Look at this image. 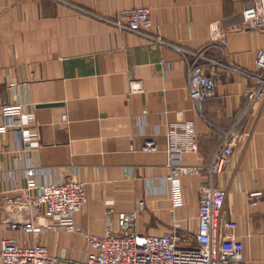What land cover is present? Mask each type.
<instances>
[{"label":"crops","instance_id":"1","mask_svg":"<svg viewBox=\"0 0 264 264\" xmlns=\"http://www.w3.org/2000/svg\"><path fill=\"white\" fill-rule=\"evenodd\" d=\"M251 0H0L1 196L22 193L26 167L41 181L85 182L87 201L75 216L84 232L53 226L39 242L60 264H80L90 245L85 233L118 230V213L139 210L138 230L194 232L204 172L182 175L184 203L174 207L165 150L172 125L192 120L198 149L177 157L192 168L209 164L224 132L242 133L214 182L226 191L225 215L245 244L244 264H264V99L250 101L263 32L242 27ZM149 6L153 30L165 43L119 29L99 15ZM213 26H215L213 28ZM209 46L212 57L238 69H219L215 93L198 110L189 92L181 50ZM142 90L132 92L131 81ZM21 104L9 122L2 105ZM29 138V140H28ZM33 139V140H31ZM154 140L158 150L144 149ZM259 192L256 201L250 194ZM0 203V239L31 235L11 230Z\"/></svg>","mask_w":264,"mask_h":264},{"label":"built area","instance_id":"2","mask_svg":"<svg viewBox=\"0 0 264 264\" xmlns=\"http://www.w3.org/2000/svg\"><path fill=\"white\" fill-rule=\"evenodd\" d=\"M80 9L119 29L165 43L153 30L156 24L149 6L125 8L115 16ZM241 15L243 28L260 30L264 35V0H251L243 7ZM173 46L181 50L188 60L190 96L196 108L202 110L204 98L215 93V75L218 70L238 68L209 55V46L196 50ZM254 64L255 69L251 73L253 81L246 92L250 101L264 99V45L257 50ZM142 89L140 83L133 80L130 82L132 92ZM2 109L9 122L18 121L21 127L29 117L27 114L22 116V121L13 118L15 113L22 110L19 103H3ZM224 136V142L215 152L212 161L192 168L177 161V157L198 149L194 122L188 120L180 125H172L167 131L165 150L172 172L167 175L166 182L172 205L176 207L184 203L182 175L196 171L204 172L211 178L200 193L198 226L194 232L180 233L177 228L165 229L162 233L139 231L137 225L139 210L144 207L142 201L137 210L118 213V230L107 226L100 234L85 233L90 250L80 264H244L245 244L235 235L225 215L226 191L214 182V178L221 174L229 162L234 143L242 133L232 129L224 132ZM159 147L152 139L147 140L143 146L149 150H158ZM37 170V165L25 168L27 183L20 195L1 196V208L7 214L5 220L10 229L31 235L33 243H28L27 238L21 240L15 236H3L0 239V264H60L61 257L51 254L39 242L41 233L53 226L84 232L75 222V216L87 201L85 182L73 177L41 181L37 178ZM2 181L0 173V192ZM257 196L259 192L250 194L249 198L256 201Z\"/></svg>","mask_w":264,"mask_h":264}]
</instances>
